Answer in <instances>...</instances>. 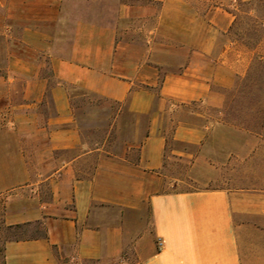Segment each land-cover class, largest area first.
<instances>
[{
    "label": "crops",
    "instance_id": "1",
    "mask_svg": "<svg viewBox=\"0 0 264 264\" xmlns=\"http://www.w3.org/2000/svg\"><path fill=\"white\" fill-rule=\"evenodd\" d=\"M239 1L0 0V195L32 233L4 264H264V191L164 174L168 139L201 146L249 68L222 40ZM72 89L130 114L131 141L88 145Z\"/></svg>",
    "mask_w": 264,
    "mask_h": 264
},
{
    "label": "rangeland",
    "instance_id": "2",
    "mask_svg": "<svg viewBox=\"0 0 264 264\" xmlns=\"http://www.w3.org/2000/svg\"><path fill=\"white\" fill-rule=\"evenodd\" d=\"M235 12L234 26L222 40L235 43L236 50L250 59L249 68L227 93L231 111L226 114L211 110L215 128L201 146H186L168 139L164 174L170 190L264 191V67L258 63L259 58H264V0L239 1ZM4 62V41L0 38V65ZM49 71L46 67L45 72ZM71 94L88 145L107 141L116 152L131 141L130 114L116 122L118 105L79 89H72ZM136 155L135 151L131 153L132 159ZM8 196L0 195V264H4L9 240L32 235L27 228L5 223Z\"/></svg>",
    "mask_w": 264,
    "mask_h": 264
},
{
    "label": "trees",
    "instance_id": "3",
    "mask_svg": "<svg viewBox=\"0 0 264 264\" xmlns=\"http://www.w3.org/2000/svg\"><path fill=\"white\" fill-rule=\"evenodd\" d=\"M259 65L263 68L264 67V58H259ZM230 98L228 97V94H226V102L224 108L220 111L221 113L224 111L226 114L229 113L230 110Z\"/></svg>",
    "mask_w": 264,
    "mask_h": 264
}]
</instances>
